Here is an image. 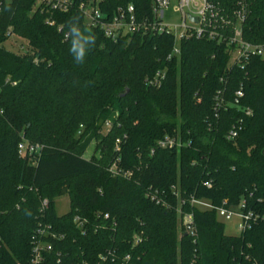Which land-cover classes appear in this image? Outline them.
<instances>
[{"label": "trees", "instance_id": "16d2710c", "mask_svg": "<svg viewBox=\"0 0 264 264\" xmlns=\"http://www.w3.org/2000/svg\"><path fill=\"white\" fill-rule=\"evenodd\" d=\"M154 1L108 0V9L131 3L147 14ZM211 1L234 8L238 0ZM0 2V264H31L41 226L57 236L45 239L53 251L43 264H264V61L230 68L225 45L192 39L181 44L180 60L169 62L170 36L112 41L76 11L39 8L36 0ZM243 3V38L262 44L264 0ZM74 17L96 37L83 64L66 38ZM12 35L28 43V53L4 47ZM165 69L160 87L146 83ZM241 85L242 109L216 118L217 92L230 99ZM238 122L239 136L228 141ZM167 136L187 145L158 148ZM91 140L98 156L87 160ZM23 141L41 147L38 159L19 155ZM118 159L130 177L110 173ZM172 188L182 199L235 209L244 203L256 221L244 235L229 236L216 213L187 203L182 208L194 214L195 242L182 232ZM154 192L160 204L149 198ZM65 195L71 210L60 217L55 202ZM43 200L49 207L41 215ZM76 216L86 221L84 232ZM137 236L142 242L135 245Z\"/></svg>", "mask_w": 264, "mask_h": 264}, {"label": "built area", "instance_id": "2783aa9c", "mask_svg": "<svg viewBox=\"0 0 264 264\" xmlns=\"http://www.w3.org/2000/svg\"><path fill=\"white\" fill-rule=\"evenodd\" d=\"M173 6L172 12L178 16V23L170 24L165 21L167 11ZM36 7L46 8L61 13L71 11L78 12L84 19L89 28L99 29L104 36L112 41H119L135 35H167L172 37L174 43L171 53L168 55V61L181 58V44L185 41L207 40L216 41L228 48L230 55L229 67L244 66L252 58H259L264 61V43L251 44L243 38V24L246 19V12L243 0H238L236 7L229 8L214 3L211 0H155L150 8V13L140 14L136 7L131 4H124L116 9H108V0H36ZM109 10V13L104 12ZM2 13V3L0 2V15ZM167 70H160L150 78L146 83L152 87H160L166 80ZM245 98L244 86L235 92L232 98L228 99L225 90L221 89L215 97V117L230 108L242 109V101ZM246 117H251V109H243ZM0 114L2 112L0 111ZM106 126L110 128V123ZM242 130V122L234 124L227 134L228 141H235ZM120 143L117 141L116 152H120ZM187 144L179 138L165 137L157 143V147L165 150H180ZM40 146L31 145L23 141L19 145V155L22 158L38 159ZM118 159L110 169L113 176L124 175L130 177V174L122 173L118 168ZM35 164V163H33ZM208 189L212 188L211 183H206ZM173 194L179 201L177 214L182 232L192 237L196 242L197 228L193 213H187L183 206L187 203L194 209L202 212H214L217 217L224 221L238 219L237 230L239 235H244L250 230L256 217L245 210V204L242 203L238 208H227L226 204L216 206L206 199H199L195 196L182 199L180 191L172 188ZM157 192L150 193L148 196L157 204L161 202L157 198ZM166 205V204H164ZM49 207V201L41 202L40 213L44 215ZM109 218L108 215L105 216ZM74 223L77 227L85 231L86 221L76 216ZM49 227H40L32 239V261L31 264H43L45 255L53 251L51 244L45 239H57V236L50 231ZM141 237H135V245L141 243ZM130 257H126L129 261Z\"/></svg>", "mask_w": 264, "mask_h": 264}, {"label": "rangeland", "instance_id": "374dc122", "mask_svg": "<svg viewBox=\"0 0 264 264\" xmlns=\"http://www.w3.org/2000/svg\"><path fill=\"white\" fill-rule=\"evenodd\" d=\"M173 6L167 11L166 16H165V21L170 23V24H176L178 23V16L172 12ZM4 47L16 54L19 55H24L29 52L28 49V43L17 37L12 35L7 43H5ZM110 128L106 126V123L101 126L100 134L101 135H107L108 131ZM97 144L94 140H91L90 143H88V147L86 151L83 154V157L87 160H90L93 156H98V153L96 151ZM116 149V145H115ZM55 210L58 216H65L67 215L70 210V199L68 195H65L59 199L56 200L55 202ZM219 219V218H218ZM238 219L234 218L232 221H224L225 224V232L229 236H238L239 232L237 230V225H238Z\"/></svg>", "mask_w": 264, "mask_h": 264}, {"label": "clouds", "instance_id": "9594fccd", "mask_svg": "<svg viewBox=\"0 0 264 264\" xmlns=\"http://www.w3.org/2000/svg\"><path fill=\"white\" fill-rule=\"evenodd\" d=\"M66 38H70L69 52L77 64H83L88 52L95 47L96 37L90 29H82L79 18L74 17L68 22Z\"/></svg>", "mask_w": 264, "mask_h": 264}, {"label": "crops", "instance_id": "0c3cea01", "mask_svg": "<svg viewBox=\"0 0 264 264\" xmlns=\"http://www.w3.org/2000/svg\"><path fill=\"white\" fill-rule=\"evenodd\" d=\"M220 220V219H219ZM221 222H223L222 220H220ZM224 223V222H223Z\"/></svg>", "mask_w": 264, "mask_h": 264}]
</instances>
